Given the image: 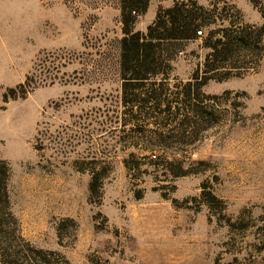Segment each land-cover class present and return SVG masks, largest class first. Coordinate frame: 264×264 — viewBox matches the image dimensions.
<instances>
[{"label":"rangeland","instance_id":"obj_1","mask_svg":"<svg viewBox=\"0 0 264 264\" xmlns=\"http://www.w3.org/2000/svg\"><path fill=\"white\" fill-rule=\"evenodd\" d=\"M174 1L211 18L164 68L161 109L182 110L208 33L249 36L202 117L123 104L120 0H0V264H264V0H148L131 31Z\"/></svg>","mask_w":264,"mask_h":264},{"label":"trees","instance_id":"obj_2","mask_svg":"<svg viewBox=\"0 0 264 264\" xmlns=\"http://www.w3.org/2000/svg\"><path fill=\"white\" fill-rule=\"evenodd\" d=\"M148 0H120V13L122 38L117 44L118 69L121 81V94L123 104L136 112L141 110L154 109V113L174 116L179 111L190 113L193 117L203 114V107L198 101L199 90L207 80L215 76L221 67L232 59V56L240 50H246L245 41L249 38L244 35L243 30L230 27L217 33L211 32L206 35L205 48L208 50L202 65L203 72L196 70L191 81L183 85L178 96L181 98L182 110L171 111L168 103L163 105L167 89L164 87V79L167 77L164 68H167L173 53L181 43H188L199 39L201 28L206 26V21L211 18L208 12L202 8L188 7L183 2L174 1L173 6L160 11L151 26L145 33H134L131 31L133 19L142 14L147 6ZM215 40V41H214ZM227 70V69H226ZM160 78V79H159ZM176 102V101H175ZM154 106V107H153ZM148 114V113H145ZM132 118L134 116L132 115ZM130 122H133L131 120ZM137 131L141 134L143 130L140 125ZM189 126L190 123L182 121L180 127ZM141 130V131H140ZM132 149L142 152H164L161 146L147 142L140 147L133 145ZM131 155V154H130ZM154 157V156H153ZM4 172V171H3ZM4 173L0 171V217H9L8 213L3 214L5 207L4 187L2 180ZM93 189V180L90 184V191ZM42 264H48L46 259H41Z\"/></svg>","mask_w":264,"mask_h":264}]
</instances>
